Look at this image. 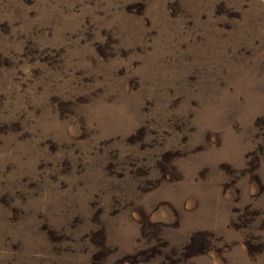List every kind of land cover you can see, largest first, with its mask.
<instances>
[{
    "label": "rangeland",
    "instance_id": "1",
    "mask_svg": "<svg viewBox=\"0 0 264 264\" xmlns=\"http://www.w3.org/2000/svg\"><path fill=\"white\" fill-rule=\"evenodd\" d=\"M0 264H264V0H0Z\"/></svg>",
    "mask_w": 264,
    "mask_h": 264
}]
</instances>
